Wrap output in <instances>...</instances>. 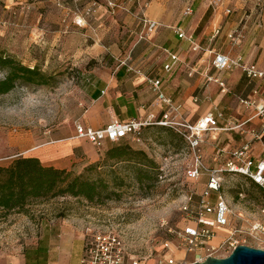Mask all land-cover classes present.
<instances>
[{
    "label": "rangeland",
    "instance_id": "rangeland-1",
    "mask_svg": "<svg viewBox=\"0 0 264 264\" xmlns=\"http://www.w3.org/2000/svg\"><path fill=\"white\" fill-rule=\"evenodd\" d=\"M109 1L0 0V56L37 68L47 77L46 83H17L9 92L0 94V165L8 166L22 156H38L42 162L54 157L55 163L66 165L55 166L76 174H88V166L100 163L102 177L112 180L117 176L118 182L123 183L103 202L56 197L34 201L23 212L0 217V264H12V260L21 257L25 249L36 242L46 223L55 229L63 218L81 219L86 226L97 230L116 231L130 255L156 258L170 242L175 246L176 256L182 258L184 250L175 243L178 233L191 220L184 206L195 207L208 181L207 174L200 180L186 175L193 162V151L178 130L182 127L145 125L140 139L132 136L100 147L82 139L94 156L77 153L66 162L59 158L61 147L75 135L76 123L91 102L86 79L94 69L105 66L109 58V67L132 66L131 58L124 64L122 57L130 47L133 56L135 50L140 51L145 46L147 40L142 36L146 28L142 18L154 19L160 26L181 22L187 32L198 6L206 5L209 8L201 25L213 20L216 13L220 14L214 23L220 33L211 36L212 45L223 47L233 58L248 54L258 61L262 55L264 63V0H112L117 4L113 9L108 7ZM190 5L193 13L186 17L184 11ZM88 7L92 8L89 15ZM232 32L236 40L227 38V33ZM206 41L205 38L204 45ZM200 50L206 49L201 45ZM211 55L214 58L215 55ZM236 68L215 70L217 76L228 82L227 92L223 93L225 99L221 101L228 115L241 106L240 98L250 95L258 84L255 80L245 81L244 76L234 83L231 77ZM7 71L0 68V79L6 77ZM221 93V90L217 92ZM173 119L187 122L181 111ZM225 133H221L215 146L233 142L237 148L242 144L244 135L229 131L232 140ZM256 134L264 141V124ZM125 145L143 150L148 160L142 156L128 162L107 159L111 148ZM136 161H142L143 166ZM138 168L142 169V179L138 177ZM222 193L235 212L243 213L244 221L233 220L239 227L264 219L260 213V208L264 207L262 192L245 177L226 175ZM215 198L216 193L212 192L208 200ZM234 224L221 227L217 233L227 237ZM249 243L261 246L254 240ZM230 253L227 248L220 250L217 256L226 257Z\"/></svg>",
    "mask_w": 264,
    "mask_h": 264
},
{
    "label": "crops",
    "instance_id": "crops-1",
    "mask_svg": "<svg viewBox=\"0 0 264 264\" xmlns=\"http://www.w3.org/2000/svg\"><path fill=\"white\" fill-rule=\"evenodd\" d=\"M108 7H110L109 3ZM208 8L206 5L198 6L196 15L192 17L190 25L186 28L187 32L181 22L169 26H160L159 24L156 29L150 30L142 18L141 22L146 28V32L142 36L143 39L147 40L145 46L140 51L135 50L133 56H131L133 50L130 47L124 51L126 54L122 57V62H126V64L128 58H131L133 70L123 65L109 67L111 58L106 60V65L102 68L94 69L90 73V77L86 79L89 82L88 94L91 102L88 103V107L79 122L95 129L105 127L113 119L120 121L134 119L148 122L146 125L158 124L163 119L168 106L158 100V95L150 80L160 79L164 93L172 98L176 105H181L180 111L184 113L187 123L196 124L210 113H223V117L219 119V124L227 129L207 132L204 141L201 143V154L209 168L224 164L231 151L248 142L252 145L254 157L261 159L264 155V141L256 137V132L259 126L264 124V118L262 119L264 114L259 113L256 104L250 106L241 104L228 115L225 112L226 105L222 106L221 104V101L225 99L224 94L226 92H222L216 82L209 80L210 76H217L215 70L219 71L214 67V58L211 57L209 51L212 49L218 53L229 54L223 50V47L215 48L212 45L211 36L214 37V31L218 28L215 27L214 23L217 19L219 20L220 14L216 13L213 20L206 21L205 24L201 25L207 16ZM81 16H79L80 19H82ZM180 28L188 37H192L195 43L203 45L206 50H197L191 41L180 38L178 35ZM226 36L236 40L234 32L227 33ZM205 38L207 40L206 45L203 44ZM170 53L177 54L179 61L172 70L168 71L165 69V65L172 62ZM240 56L243 57L239 54L235 58ZM260 57L256 61L247 54L243 59L248 64L254 63L264 69V63L261 62L262 55ZM242 76L245 77V81L255 80L258 84L250 95L246 98L241 97L240 101L241 99H250L257 103H263L264 79L251 80L242 72V68L237 67L231 80L235 83ZM221 78L228 84L225 78ZM219 90H221V94H217ZM232 130L236 134L244 135L243 142L239 147L234 148L235 143L233 142L222 147L215 146L223 132H226L225 135H229L230 139L234 140L232 133H229ZM76 134L77 131L60 149L61 156L59 158L63 162H66L67 159L71 160L77 153L78 155L94 156L91 148L85 147L84 141L77 138ZM52 158V160H43V163L60 167L66 166L64 163H55L56 159ZM45 226L44 232L40 231L37 235L36 242L27 247L21 254L22 256L12 260L11 263L81 264L87 238V226L84 221L63 218L55 229L48 223ZM224 237L217 233L212 244H220Z\"/></svg>",
    "mask_w": 264,
    "mask_h": 264
},
{
    "label": "built area",
    "instance_id": "built-area-1",
    "mask_svg": "<svg viewBox=\"0 0 264 264\" xmlns=\"http://www.w3.org/2000/svg\"><path fill=\"white\" fill-rule=\"evenodd\" d=\"M94 5L97 2L93 3ZM110 7L113 9L116 3L110 1ZM92 11L88 7L86 13L89 15ZM228 12H231L228 9ZM193 7L187 6L184 16L191 15ZM144 22L150 30H154L159 26L157 21L144 17ZM220 33V29L216 28L214 36ZM180 38L191 41L194 48L201 49V45L195 43L192 37H188L180 28L178 29ZM210 54H214L213 65L219 71L229 69L231 67H240L246 76L253 79H264V69L257 64H248L243 57L233 58L229 55L218 53L210 50ZM172 62L165 65V69L172 70L179 61L177 54L170 53ZM126 64V62H123ZM133 70L131 65L128 66ZM209 80L216 82L222 92H227V84L220 76H210ZM151 84L158 95V100L167 105L163 119L158 123L161 125H178L180 133L187 140L189 147L193 151V164L187 168L186 175L193 180H200L205 174L208 175L206 188L199 197L194 208L191 205H185L184 210L190 216L188 224H186L178 233L176 245L184 250V255L179 258L174 253L173 245L167 242L160 255L156 258L130 255L127 252L126 244L119 233L113 230H97L91 226L86 227V248L82 257L81 264H192L195 262H203L209 256H217L220 250L227 248L232 252L238 245H250L249 241L254 240L260 244L259 248L264 249V219L250 221L249 226L239 227L238 222L244 221L245 217L242 212H235L234 208L222 193L224 171L243 174L264 188V155L261 159H256L252 152L251 143H246L242 147L234 149L229 153L227 161L214 168H209L201 154V143L204 141L205 134L209 131H222L227 129L219 124V119L223 117V113H210L206 117L200 119L196 124L187 122H179L174 120L181 110V105H176L172 98L168 97L162 90V82L160 79H151ZM244 106L256 104L260 114H264V101L257 103L255 100L241 99ZM148 122L130 120L120 121L113 119L108 125L102 128L87 127L81 122L76 123V137L86 139L96 146H103L107 142L117 143L126 138L134 137L138 139L143 126ZM257 138H261L256 135ZM216 193L215 200H208L211 193ZM242 195V194H241ZM192 200V197H189ZM260 213L264 216V208H260ZM234 224V228L230 235L224 237L220 244H212V240L217 235V230L223 226ZM255 247V246H254Z\"/></svg>",
    "mask_w": 264,
    "mask_h": 264
},
{
    "label": "trees",
    "instance_id": "trees-1",
    "mask_svg": "<svg viewBox=\"0 0 264 264\" xmlns=\"http://www.w3.org/2000/svg\"><path fill=\"white\" fill-rule=\"evenodd\" d=\"M0 68L8 70L6 77L0 79V94L9 92L17 83H46L47 77L39 69L26 66L11 57L0 56ZM135 156L148 160L143 150L134 149L130 145L116 146L107 152V159L115 162H128L131 158L133 161ZM136 162L143 166L142 161ZM99 168L100 163H94L87 167L88 174H76L68 168L44 164L38 156H22L8 166L0 165V217L11 212H23L34 201L56 197L72 196L92 203L103 202L123 183L118 182L117 176L112 180L102 177ZM141 170L138 168L140 179ZM226 175L245 177L260 188L264 197V188L249 177L224 171L223 180Z\"/></svg>",
    "mask_w": 264,
    "mask_h": 264
},
{
    "label": "water",
    "instance_id": "water-1",
    "mask_svg": "<svg viewBox=\"0 0 264 264\" xmlns=\"http://www.w3.org/2000/svg\"><path fill=\"white\" fill-rule=\"evenodd\" d=\"M192 264H264V249L241 244L226 257L209 256Z\"/></svg>",
    "mask_w": 264,
    "mask_h": 264
}]
</instances>
